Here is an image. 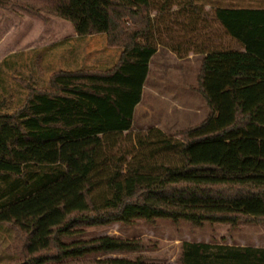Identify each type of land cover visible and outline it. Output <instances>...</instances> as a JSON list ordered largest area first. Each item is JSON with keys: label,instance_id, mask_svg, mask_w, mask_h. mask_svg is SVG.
<instances>
[{"label": "trees", "instance_id": "obj_1", "mask_svg": "<svg viewBox=\"0 0 264 264\" xmlns=\"http://www.w3.org/2000/svg\"><path fill=\"white\" fill-rule=\"evenodd\" d=\"M18 1L0 0V10ZM26 1L39 10L16 6L70 22L77 37L105 35L119 57L99 72L57 71L49 89L28 91L11 109L0 104V161L20 167L0 170V226L24 235L18 264L140 248L108 236L60 242L78 226L152 216L264 222V9H213L239 48L194 38L193 54L202 55L196 90L209 113L177 138L155 127L133 132V112L157 46L179 54L180 45L161 41L164 18L183 16L175 23L197 35L201 7L193 0ZM180 252L179 264H264V247L182 242Z\"/></svg>", "mask_w": 264, "mask_h": 264}, {"label": "rangeland", "instance_id": "obj_2", "mask_svg": "<svg viewBox=\"0 0 264 264\" xmlns=\"http://www.w3.org/2000/svg\"><path fill=\"white\" fill-rule=\"evenodd\" d=\"M248 1L193 0L194 5L203 9L197 20V35L190 32L189 27L180 29L175 23L185 21L183 16L170 14L164 18L163 26L159 27L161 41L180 45L178 55L183 57L162 44L157 46L135 111L133 132L155 127L179 138L180 132L199 125L206 118L209 110L196 90L202 55L193 54L192 41L200 35V39H209L215 47L237 49L235 41L226 36L214 20L213 9L246 6ZM18 2L16 5L40 8L26 0ZM16 5L0 10V104L4 107L13 108L30 90L49 89L50 78L57 71L99 72L116 64L119 51L107 46L105 35L77 40L70 22L40 10L43 20ZM155 15L158 14L152 12L151 17ZM0 170L19 173L20 167L0 161ZM102 236L134 241L140 248L132 252L93 253L60 262L47 260L45 264H93L109 258L141 260L147 264H179L182 242L264 247V222L244 218L195 222L152 216L129 223L78 226L70 235L60 237V242L70 244ZM23 244L22 233L7 224L0 226V264L23 261Z\"/></svg>", "mask_w": 264, "mask_h": 264}, {"label": "crops", "instance_id": "obj_3", "mask_svg": "<svg viewBox=\"0 0 264 264\" xmlns=\"http://www.w3.org/2000/svg\"><path fill=\"white\" fill-rule=\"evenodd\" d=\"M249 3L244 6V5H235V6H226L224 8H242V9H264V0H249ZM78 38V39H77ZM81 37H77L76 39L79 40ZM239 48V47H238ZM144 87V86H143ZM140 104V103H139ZM139 104L134 108V112H133V119H134V115H135V111L136 108L139 106ZM133 125V124H132ZM228 246H232V245H228ZM240 247H245L244 245H239ZM252 247L255 248H260L257 245H254Z\"/></svg>", "mask_w": 264, "mask_h": 264}]
</instances>
